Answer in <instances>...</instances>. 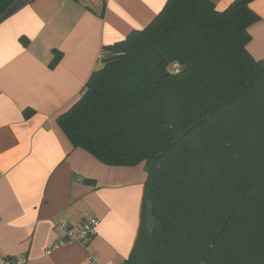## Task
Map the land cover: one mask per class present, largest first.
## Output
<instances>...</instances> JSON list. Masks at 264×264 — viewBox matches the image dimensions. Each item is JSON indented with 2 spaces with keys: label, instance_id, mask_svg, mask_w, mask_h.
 <instances>
[{
  "label": "trees",
  "instance_id": "trees-1",
  "mask_svg": "<svg viewBox=\"0 0 264 264\" xmlns=\"http://www.w3.org/2000/svg\"><path fill=\"white\" fill-rule=\"evenodd\" d=\"M14 1L0 0V17ZM253 1L218 10L167 0L145 28L102 49L57 118L74 147L105 164L145 162L141 224L123 264H264V60L247 48ZM53 52L55 64L63 54Z\"/></svg>",
  "mask_w": 264,
  "mask_h": 264
},
{
  "label": "crops",
  "instance_id": "crops-1",
  "mask_svg": "<svg viewBox=\"0 0 264 264\" xmlns=\"http://www.w3.org/2000/svg\"><path fill=\"white\" fill-rule=\"evenodd\" d=\"M224 10L235 0H211ZM167 0H33L0 23V246L16 264H123L138 236L147 172L74 147L57 118L81 96L102 49L145 28ZM247 48L264 60V0ZM63 55L52 64L53 50ZM99 219L89 244L58 227Z\"/></svg>",
  "mask_w": 264,
  "mask_h": 264
},
{
  "label": "built area",
  "instance_id": "built-area-1",
  "mask_svg": "<svg viewBox=\"0 0 264 264\" xmlns=\"http://www.w3.org/2000/svg\"><path fill=\"white\" fill-rule=\"evenodd\" d=\"M99 225V219L97 217H92L77 231L73 230L68 221H61L58 227L62 229L65 233V239L62 242H82L90 243L94 235L96 234L97 227ZM26 262L25 258H14L6 255L2 247L0 246V264H16ZM88 264H100L95 260L93 256L89 257ZM106 264H111L106 263Z\"/></svg>",
  "mask_w": 264,
  "mask_h": 264
},
{
  "label": "water",
  "instance_id": "water-1",
  "mask_svg": "<svg viewBox=\"0 0 264 264\" xmlns=\"http://www.w3.org/2000/svg\"><path fill=\"white\" fill-rule=\"evenodd\" d=\"M29 0H15L9 9L0 17V23L15 14L19 9L28 4Z\"/></svg>",
  "mask_w": 264,
  "mask_h": 264
},
{
  "label": "rangeland",
  "instance_id": "rangeland-1",
  "mask_svg": "<svg viewBox=\"0 0 264 264\" xmlns=\"http://www.w3.org/2000/svg\"><path fill=\"white\" fill-rule=\"evenodd\" d=\"M146 224H147L149 227H150V225H151V217H150L149 209L147 210Z\"/></svg>",
  "mask_w": 264,
  "mask_h": 264
}]
</instances>
